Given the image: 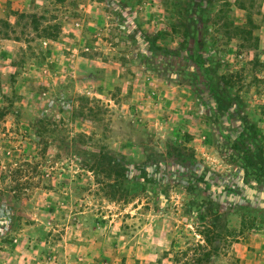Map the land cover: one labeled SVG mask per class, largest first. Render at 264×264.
<instances>
[{"label":"rangeland","instance_id":"1","mask_svg":"<svg viewBox=\"0 0 264 264\" xmlns=\"http://www.w3.org/2000/svg\"><path fill=\"white\" fill-rule=\"evenodd\" d=\"M22 12L56 35L0 36V264H173L197 202L264 215L227 148L264 132V0H0ZM212 261L264 264V221Z\"/></svg>","mask_w":264,"mask_h":264},{"label":"trees","instance_id":"2","mask_svg":"<svg viewBox=\"0 0 264 264\" xmlns=\"http://www.w3.org/2000/svg\"><path fill=\"white\" fill-rule=\"evenodd\" d=\"M243 8L246 9L244 6ZM16 17L14 22L0 18V36L2 38L14 36L13 39L18 40L19 33L24 34L29 29L39 38H52L56 35L55 25H49V19L43 14L31 13L28 15L22 12L16 13ZM248 24L249 26L252 24L250 18H248ZM18 27H20L19 31H17ZM238 30L240 34L249 37L252 35L251 28L236 27V32ZM11 64L15 65V61ZM229 140L227 146L230 150L229 159L237 170H242L244 183L249 184L255 190L264 191V132L262 133L260 129L251 124L243 131V134L236 137L229 136ZM249 181H252L251 184ZM260 200H263L261 194L254 192L252 199L248 201L260 203ZM237 206L243 209L239 211V229L235 230L229 229L225 224L227 212L221 210L220 203L209 198L197 202L194 206L196 209L195 232L184 246L179 245L171 252L173 264H213L212 259L230 245L238 233L258 228L263 224L264 215L260 208L257 207L253 210L250 204L234 205L229 208ZM191 207L190 205L188 208L191 209ZM196 236L199 238L196 239Z\"/></svg>","mask_w":264,"mask_h":264}]
</instances>
